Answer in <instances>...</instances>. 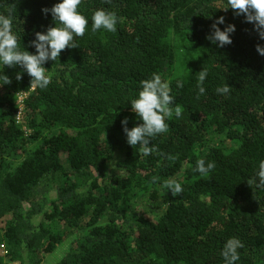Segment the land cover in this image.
<instances>
[{"label":"trees","instance_id":"trees-1","mask_svg":"<svg viewBox=\"0 0 264 264\" xmlns=\"http://www.w3.org/2000/svg\"><path fill=\"white\" fill-rule=\"evenodd\" d=\"M59 2L0 0V14L13 8L20 50L36 53L35 33L55 26L43 9ZM228 6L81 0L85 34L45 62L46 88H33L20 65L0 63V245L9 261L224 264L223 247L235 237L243 247L234 264H264V187L256 186L264 161V55L256 45L264 39ZM98 9L116 14L115 32L92 31ZM221 16L222 30L235 25L223 47L207 38ZM179 49L182 71L172 75ZM203 68L205 93L197 98ZM152 73L169 84L183 114L165 118L168 130L143 155L121 122H143L131 100ZM5 74L10 84H2ZM225 84L230 91L217 93ZM198 159L214 162L208 177L195 170ZM168 179L182 194L164 188Z\"/></svg>","mask_w":264,"mask_h":264},{"label":"clouds","instance_id":"clouds-1","mask_svg":"<svg viewBox=\"0 0 264 264\" xmlns=\"http://www.w3.org/2000/svg\"><path fill=\"white\" fill-rule=\"evenodd\" d=\"M110 2V0H109ZM81 0H61L50 9L44 8L43 12H51L55 21V26H49L46 32H36L35 39L31 42L35 46L36 53H30L27 50H20L17 36L12 31V12L13 8L8 9V15L0 14V63L8 67L20 65L27 71L31 79L33 88H46L50 83V77L45 74L44 64L48 60L56 61L60 57L62 50L66 48H76L78 45L73 42L74 35L82 37L85 34L88 20L78 11ZM228 7L223 8L225 11L230 7L236 15L243 14L249 23L254 24V30L258 33L260 39H264V0H228ZM15 7V6H13ZM225 22L223 16L219 17L212 24V32L208 39L219 47L231 44V33L235 31L234 24H228L223 30L219 27ZM117 16L114 12H108L104 9H98L92 16V31L105 29L109 32L116 31ZM256 50L260 55H264V45L257 44ZM207 76V70L199 71L198 87L199 95L205 93L202 86ZM17 80L22 79V74L17 73ZM2 84H10L11 79L8 75H3ZM141 90L138 98L131 100L132 110L142 119V123L129 128L128 118L122 120L123 131L126 134L127 143L135 148L138 144L141 146L143 155H149L153 149L149 147L151 138L164 133L168 130L165 118L171 119L173 113L177 118L181 117L183 112L180 105L175 104V99L170 95V87L167 82L162 81L160 74L152 73L150 79L141 81ZM178 87H183L182 82H178ZM230 91L229 85L225 84L216 89L217 93L226 94ZM172 105H175L173 108ZM172 159V157H169ZM215 167L214 162L206 164L204 159L196 161V171L202 177H208L210 170ZM257 187H264V161L259 164L257 172ZM158 178L153 177L155 182ZM252 187L256 183L253 178L248 181ZM164 188L170 190L173 196L182 194L183 188L175 179L164 181ZM243 244L238 238H229L222 251L224 264H234L239 259L238 248Z\"/></svg>","mask_w":264,"mask_h":264},{"label":"rangeland","instance_id":"rangeland-1","mask_svg":"<svg viewBox=\"0 0 264 264\" xmlns=\"http://www.w3.org/2000/svg\"><path fill=\"white\" fill-rule=\"evenodd\" d=\"M183 59H184V58H183V55H182V53H181V50L179 49V51H178V60H177V64H176V66H175V68H174V71H173L172 75H176V74L181 73V71H182V64H183V62H184ZM61 250H63L62 247L59 249V252H60ZM55 255H56V254H55ZM55 255H54V256H55ZM54 256H53V257H49L47 260H52L53 258H55ZM42 264H51V263H47V262H45V263H42Z\"/></svg>","mask_w":264,"mask_h":264},{"label":"built area","instance_id":"built-area-1","mask_svg":"<svg viewBox=\"0 0 264 264\" xmlns=\"http://www.w3.org/2000/svg\"><path fill=\"white\" fill-rule=\"evenodd\" d=\"M0 249H1V254L4 257L3 262H1L0 264H20L17 261H9L8 260L9 250L6 247V244L5 243H3V244L0 245Z\"/></svg>","mask_w":264,"mask_h":264}]
</instances>
